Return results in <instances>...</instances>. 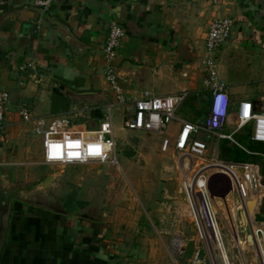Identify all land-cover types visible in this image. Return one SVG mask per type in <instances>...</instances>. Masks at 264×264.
Instances as JSON below:
<instances>
[{
    "label": "crops",
    "instance_id": "obj_1",
    "mask_svg": "<svg viewBox=\"0 0 264 264\" xmlns=\"http://www.w3.org/2000/svg\"><path fill=\"white\" fill-rule=\"evenodd\" d=\"M96 6L90 7L84 0H55L42 10L27 0H0V89L9 93L0 169L19 174L25 169L35 182L31 194L36 196L54 197L59 188L70 185L85 201V170L77 176L76 165H70L51 172L54 165L43 161L42 136L35 133L32 120H20V105L32 117L63 116L77 128L92 129L108 114L111 123L113 114L125 117L133 98L186 91L177 119L163 133L151 132L158 137L161 152L174 151L180 120L202 125L208 115L211 92L204 38L214 16L234 18L229 38L215 51L218 81L233 103L257 102L264 96L260 91L257 98H251L242 84L251 73L264 78V0H217L215 4L208 0H143L121 8ZM113 20L124 30L114 67L121 92L128 98L126 105L116 102L104 77L102 48ZM244 75L247 78H241ZM203 108L205 114L197 121L194 110ZM234 123L229 116L222 131L231 132ZM201 135L205 134L196 137L201 139ZM163 139H168L165 150L161 149ZM212 145L211 140L208 146ZM47 175L52 176L51 183L40 187ZM10 181L0 173V194L9 189ZM14 191H7L11 204L0 264H108L107 248L101 251L92 239L96 222L36 205L28 196L14 198Z\"/></svg>",
    "mask_w": 264,
    "mask_h": 264
},
{
    "label": "built area",
    "instance_id": "obj_2",
    "mask_svg": "<svg viewBox=\"0 0 264 264\" xmlns=\"http://www.w3.org/2000/svg\"><path fill=\"white\" fill-rule=\"evenodd\" d=\"M27 1L34 7L47 10L55 0ZM208 1L213 4L217 2ZM233 24L234 18L231 16H214L209 21L204 38V64L208 74L207 85L211 92L208 115L202 125L180 120V130L174 142V151L179 154L177 167L185 172L180 176L178 189L184 197L195 237L202 245L194 246L188 264H233L226 249L219 219L221 210L216 203V200H220L226 213L228 195L237 206L234 230L238 228L244 233L243 241H239L236 236L237 243L243 242L253 252L254 260L249 264H264V218H259L258 213L264 187L260 184L257 168L255 164L225 161L218 156L220 141L226 139L240 146L233 139V134L244 127H250V140L263 146L254 153L264 158V96L257 102L240 100L233 103L224 90L223 83L217 79L215 51L229 38ZM123 36L122 26L115 20L111 21L102 49L106 63L105 80L114 92L116 102L126 105L128 98L121 92L114 70L116 49ZM186 96L187 92L181 91L133 98L126 107L123 126L129 131L163 133L168 124L177 119V109ZM8 102V91L0 89V141H4L6 135L5 116ZM229 116H232L235 124L231 132L225 133L222 130ZM18 117L21 121H33L35 133L42 136L43 161L48 165L116 162L110 114L92 129L77 128L69 118L63 116L32 117L24 105H20ZM199 133H204L213 141L212 148L196 137ZM167 146L168 139H163L161 149L165 150ZM250 200H254V205L248 211L247 202ZM185 239L184 232L178 226L168 246L170 254L182 253ZM213 251L217 252L219 260L213 256Z\"/></svg>",
    "mask_w": 264,
    "mask_h": 264
},
{
    "label": "rangeland",
    "instance_id": "obj_3",
    "mask_svg": "<svg viewBox=\"0 0 264 264\" xmlns=\"http://www.w3.org/2000/svg\"><path fill=\"white\" fill-rule=\"evenodd\" d=\"M239 59L242 60L241 57ZM261 61L264 64V57ZM241 78L247 77L244 75ZM242 84L253 99L257 98L260 91L264 94V78L256 73H251ZM255 85L259 88L253 89ZM237 95H233V99ZM204 108L194 110L197 121L204 116ZM116 115H112L116 162L73 166L79 171L77 176L85 170V201L84 198H79L78 189L70 185L59 188L56 195L54 194L59 201L50 195L31 194L35 182L29 178V172L23 169L24 173L19 174L4 167L0 169V173L11 179L8 190H15L14 198L28 196L31 198L29 201H40L50 207L63 209L68 213L67 216L78 217V213H85L98 218L99 221H95L93 231L91 230L92 239L101 251L107 248L108 264H188L194 246L202 245L193 232L184 197L178 192L180 176L185 173L175 165L179 154L172 149L167 153L161 152L156 134L142 130L128 131L123 126L124 115ZM246 132L244 127L237 133ZM200 138L207 145L211 141L205 135ZM221 143L223 142L220 141ZM69 167L66 166V169ZM53 168L51 172H58L65 166L54 165ZM229 196L226 213L222 202L216 200L221 210L219 219L226 249L233 264H249L254 260V254L243 242L237 243L236 236L239 241H243L244 233L238 228L234 230L237 206ZM76 197L79 200L75 202ZM178 226L184 232L185 247L182 253L172 255L168 246ZM213 256L219 260L216 251H213Z\"/></svg>",
    "mask_w": 264,
    "mask_h": 264
},
{
    "label": "water",
    "instance_id": "obj_4",
    "mask_svg": "<svg viewBox=\"0 0 264 264\" xmlns=\"http://www.w3.org/2000/svg\"><path fill=\"white\" fill-rule=\"evenodd\" d=\"M83 1V0H82ZM85 3H87V5H89L90 7H93L94 5H97L94 8L100 9V8H106V7H110L113 4H115V8H121L122 6H134L135 4L143 1V0H84ZM93 5V6H91ZM114 70H116V67H114ZM255 166L257 168V173L260 177V184L262 187H264V158H260L259 160H257V162L255 163ZM52 181V176L51 175H47L43 181L40 183V187H46L48 184H50ZM1 193V192H0ZM2 194H0L1 196ZM2 201H6L5 203H8L9 201V196L5 195L2 199ZM1 198H0V248L4 239V235L6 232V220H7V216H8V212H9V205H7L4 209H2L1 207ZM31 203V202H30ZM34 204L42 206L44 208H48L50 210H54V211H61L62 209L59 208H54V207H50L48 205H46L43 202L40 201H36L34 202ZM254 205V200H250L249 202H247V209L248 211H251ZM258 213H259V217H263L264 218V196L261 198L259 206H258ZM62 213L64 212L63 210L61 211ZM65 213V212H64ZM77 216L88 219L90 221H99L98 218H94L93 216L89 215V214H85V213H78Z\"/></svg>",
    "mask_w": 264,
    "mask_h": 264
},
{
    "label": "trees",
    "instance_id": "obj_5",
    "mask_svg": "<svg viewBox=\"0 0 264 264\" xmlns=\"http://www.w3.org/2000/svg\"><path fill=\"white\" fill-rule=\"evenodd\" d=\"M247 132L244 134L235 133L233 139L244 149L229 140H222L223 143L219 144L218 156L222 160L232 162H248L255 164L257 160L262 158L254 153L263 148L259 143L250 140V127H246Z\"/></svg>",
    "mask_w": 264,
    "mask_h": 264
},
{
    "label": "flooded vegetation",
    "instance_id": "obj_6",
    "mask_svg": "<svg viewBox=\"0 0 264 264\" xmlns=\"http://www.w3.org/2000/svg\"><path fill=\"white\" fill-rule=\"evenodd\" d=\"M7 191H10V190L7 189V190H4V191H3L4 194H2V195L0 196L1 201H2V199H3V197H4L5 195H8V194H9V193L7 194ZM54 197H56V196H54ZM9 199H10V197H9ZM5 202H6V201H2V203H1V207L3 206L2 209H4L7 205H9V208H10L11 201H10V202L8 201V203H5Z\"/></svg>",
    "mask_w": 264,
    "mask_h": 264
},
{
    "label": "snow or ice",
    "instance_id": "obj_7",
    "mask_svg": "<svg viewBox=\"0 0 264 264\" xmlns=\"http://www.w3.org/2000/svg\"><path fill=\"white\" fill-rule=\"evenodd\" d=\"M55 147H57V148H58L59 146H55Z\"/></svg>",
    "mask_w": 264,
    "mask_h": 264
}]
</instances>
